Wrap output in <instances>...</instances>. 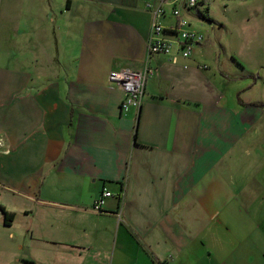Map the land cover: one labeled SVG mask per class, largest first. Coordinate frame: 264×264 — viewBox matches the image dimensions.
Masks as SVG:
<instances>
[{
	"label": "crops",
	"instance_id": "obj_1",
	"mask_svg": "<svg viewBox=\"0 0 264 264\" xmlns=\"http://www.w3.org/2000/svg\"><path fill=\"white\" fill-rule=\"evenodd\" d=\"M217 1L255 3L252 44L174 63L153 10L206 35L179 0H0V264H264V0ZM147 63L122 112L111 71Z\"/></svg>",
	"mask_w": 264,
	"mask_h": 264
},
{
	"label": "built area",
	"instance_id": "obj_2",
	"mask_svg": "<svg viewBox=\"0 0 264 264\" xmlns=\"http://www.w3.org/2000/svg\"><path fill=\"white\" fill-rule=\"evenodd\" d=\"M181 5L188 11L195 10L204 13V0H179ZM150 5L147 8L150 9ZM150 36H148V57L151 55H164L177 62L179 57L190 58L195 51L196 45L204 42L205 35L192 28L186 17L182 15L181 9L173 8V17L177 19L174 26L165 28L159 22L165 13L163 9L153 10ZM155 75L154 68L147 63L144 67L128 68L120 67L111 71L109 83L113 87H119L124 92L121 102L122 112L131 109L141 110L145 99L146 83L151 76ZM1 145V143H0ZM113 194L105 189L95 200L92 209L97 212L103 211L106 200Z\"/></svg>",
	"mask_w": 264,
	"mask_h": 264
},
{
	"label": "rangeland",
	"instance_id": "obj_3",
	"mask_svg": "<svg viewBox=\"0 0 264 264\" xmlns=\"http://www.w3.org/2000/svg\"><path fill=\"white\" fill-rule=\"evenodd\" d=\"M254 8H256L255 3L250 5L237 2L236 4L234 3L228 7V11L226 12V9H224L221 1H217L216 3H213V6H211V11L213 12L212 14L218 17L217 20L219 23L223 24V27L218 24L212 26L208 21L201 19L202 17H197L198 19L196 20H199V22L202 23L203 27H205V31L206 29H212L210 34L205 31L204 33L207 38H211L212 41L214 39L217 44L218 39L216 38H220V36L223 35L224 30H227L230 35H228L229 38L224 44L225 48H231L233 51L237 52V50L241 48L242 44L251 45L252 39H254V36L257 34L255 32L259 30L260 26L256 21L257 17H253V15H251ZM199 14L201 15V12ZM193 23H195V20H193Z\"/></svg>",
	"mask_w": 264,
	"mask_h": 264
},
{
	"label": "trees",
	"instance_id": "obj_4",
	"mask_svg": "<svg viewBox=\"0 0 264 264\" xmlns=\"http://www.w3.org/2000/svg\"><path fill=\"white\" fill-rule=\"evenodd\" d=\"M201 12V11H200ZM206 12H201V16L205 19V20H207V21H209V22H214V20L212 19V18H210V17H208L206 14H205ZM2 211H3V213H4V215H5V220H4V222L5 223H7V224H10L11 222H12V220H14V214H12V213H8V211H6L5 210V208H0Z\"/></svg>",
	"mask_w": 264,
	"mask_h": 264
}]
</instances>
